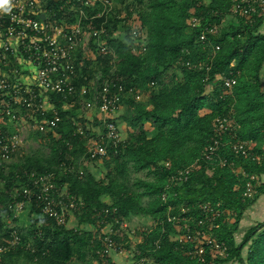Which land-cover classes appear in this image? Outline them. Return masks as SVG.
<instances>
[{"label":"trees","instance_id":"16d2710c","mask_svg":"<svg viewBox=\"0 0 264 264\" xmlns=\"http://www.w3.org/2000/svg\"><path fill=\"white\" fill-rule=\"evenodd\" d=\"M129 1L135 3L133 19L145 33V50H132L129 26L114 14L107 17V31L103 34L114 53L113 62L110 64V54H97L102 77L123 87L120 96L126 109L119 118L124 122V140L116 150L107 144L106 155L99 159L100 169L84 170L79 164L82 159L89 162L85 156L87 141L83 139L84 134L63 131L70 112L62 111L67 109H63L62 103L76 102L77 87L85 81L80 76L74 94L67 100L54 96L60 121L56 132L46 133L48 152L21 156L8 165L0 162V243L5 242L8 231L13 228L18 229L20 236V243L2 254L0 264H14L19 256L34 264H83L86 252L81 250L82 245H87L101 264L96 254L99 246L96 214L102 209H108L104 217L112 222L113 228L117 227L115 218L129 221L141 214L151 219L135 246L138 253L133 254L136 259L149 258L145 264H264V219L246 226L238 240L234 235L236 227L232 230L227 225L233 213L240 219L254 201L243 196V177L236 169L242 168L259 177L264 175V94L259 83L264 35L254 32L260 18L251 26L243 19L222 24L221 19L227 15L232 0ZM48 5L56 8L52 0ZM129 5L117 11L129 18ZM193 9L202 12L204 22L222 25L217 35L209 36V46L218 45V49L211 60L208 81H204L205 71L190 65L206 56V51L198 47L197 30L188 26ZM211 11L214 13L210 14ZM101 20L97 18L94 23ZM116 27L122 30L118 37L113 35ZM187 61L190 63L186 64ZM229 71L236 79L233 87L236 134L252 143V152L259 155L258 162L246 156L232 159L234 166L211 168L198 162L188 180L175 188L177 194L163 202L161 191L168 174L191 164L211 142L213 118L225 112V102L218 97L220 81L210 92H205V85ZM149 129L152 134H148ZM225 153L228 155L227 150ZM164 162L168 165H163ZM70 165L72 170L68 168ZM79 168L82 174L78 173ZM139 171H145L146 177L131 178L132 172ZM47 172H54L56 187L66 184L71 195L82 199L83 206L74 213L77 226L56 225L41 213L36 202L26 210L32 216L26 229L17 222L18 216H13L9 203L16 188L29 183L30 174L39 176ZM262 185L257 188L256 197ZM167 203L173 207L170 214H176L179 205L219 203L222 213L211 234L225 242L226 255L220 256L208 248L201 257L188 255L187 251L194 250L197 243L188 238L178 242L174 238V222L167 220ZM4 213L11 215L8 225L3 221ZM87 223L94 225L95 236L78 227ZM121 231L128 239V233ZM121 231L116 238L123 242Z\"/></svg>","mask_w":264,"mask_h":264},{"label":"built area","instance_id":"2783aa9c","mask_svg":"<svg viewBox=\"0 0 264 264\" xmlns=\"http://www.w3.org/2000/svg\"><path fill=\"white\" fill-rule=\"evenodd\" d=\"M3 2L4 0H0V3ZM10 4L8 12H4L0 7V124L5 120L12 122L17 118L24 121V115L16 114L17 110H24L28 119L36 124L37 129L54 133L60 115L51 99L58 95L62 100H67L74 94L75 79L80 71L78 60L81 56L87 57L86 48L91 47L97 52L110 54L112 56L110 64L113 62L114 53L103 36L107 31L108 16L115 14L117 18L125 20L123 23L128 24L133 51L142 52L146 48L144 31L133 18L129 19L126 14L123 16L121 12L115 10L111 0H54L55 9L41 0H10ZM91 8L95 11L89 14ZM194 10H191L188 17V26L192 30H197L198 47L206 51V56L204 60L197 59L190 65L205 71L204 81H208L207 73L211 67V60L218 49V45L209 46V36L217 35L222 25L204 22L202 12ZM71 12L77 17L72 21L67 19ZM213 13L211 11L210 14ZM262 17L264 0H232L227 15L221 20L222 24H225L229 21L237 23L243 19L251 26ZM97 18L103 20L96 24L94 20ZM118 29L119 27L114 30L113 35ZM113 70L114 67L110 69L111 72ZM96 73L94 79L85 76V80H94L92 81L95 84L94 99L102 125L100 136L87 141L85 156L89 162L104 157L107 153V144L116 150L124 140L118 124L120 94L123 87L120 84L116 85L109 78H103L101 71ZM218 81L221 85L218 97L225 102V112L213 118V138L199 156L191 164L168 174L161 191L163 202L177 194L175 188L188 180L192 167L198 162H204L211 168L234 166L235 161L232 159L242 156L258 162L259 155L252 152V143L239 138L236 134L238 124L233 108L236 100L233 90L236 79L229 71L212 82H207L205 92L213 90ZM112 88L114 91L111 92ZM37 115L42 117L36 119ZM75 125V132L83 135V126L78 123ZM21 143L19 132L15 131L7 136L0 127V162L9 161L21 147ZM225 150L228 151V155ZM162 164L168 165V162ZM68 168L72 170L73 166L70 165ZM236 170L243 177V196L253 199L261 183L260 177L254 173L248 174L242 168ZM82 172L83 170L79 168L78 173ZM30 176L29 183L16 188L9 203L13 216H18L27 210L32 202H36L43 215L53 219L56 225L66 227L69 216L74 215L75 211L83 206L82 199L71 195L66 184L56 187L54 172ZM167 209V220L174 222V238L178 242L188 238L197 243L194 250L187 251L188 255L201 257L206 248L216 251L220 256L226 255L225 242L218 241L211 234V229L216 226L215 221L222 213L219 203L179 205L176 214H170L173 210L170 204ZM107 213L108 209H102L96 214L99 242L96 254L101 264H117L113 261L112 255L124 256L128 249L116 236L120 235L121 230L132 236L136 229L128 226L127 220L117 218H115L117 227L113 228L112 222L104 217ZM19 243L18 229L9 230L5 242L0 243V258L4 252ZM157 244L158 240L155 241V245ZM132 246L133 254L138 253L137 248ZM146 258L141 256L132 263L123 259L120 264H143Z\"/></svg>","mask_w":264,"mask_h":264},{"label":"rangeland","instance_id":"374dc122","mask_svg":"<svg viewBox=\"0 0 264 264\" xmlns=\"http://www.w3.org/2000/svg\"><path fill=\"white\" fill-rule=\"evenodd\" d=\"M41 1L44 2L45 4H48V2L51 0H41ZM52 1L54 2V0H52ZM111 3L113 5V8L115 10H118V11L123 9V7L126 4L129 5V3H131L129 5V7L131 6L130 7L131 11H129L130 12L129 19H132L134 17V14H135L134 9L136 8L134 2H131L129 0H111ZM94 11H95V9H94ZM92 12L93 11H91V10L88 11L89 14H91ZM121 14L124 16V12H121ZM76 18L77 17L74 16V14L72 12L69 13L68 17H67V19L70 21H72ZM116 29H117V27H116ZM121 32H122V30H121V28H119L114 33V35L118 37L121 35ZM86 50H87V57H86V62H85L86 67L84 68V70L86 69V71L89 72V76H90L89 79H94L93 76H95L97 74L96 73L97 71H100L102 64L97 57V54H98L97 50H95L94 48H91V47L86 48ZM88 66H89V68H88ZM91 69H92V71H91ZM91 73H92V76H91ZM92 81H94V80L89 81L88 84H86L85 82L80 83L77 87L76 99L79 100V98L82 97V101H83V105H84L83 107H80L79 103H77V105L75 107H72L74 105V104H72L73 103L72 102L71 103L72 105H70L68 103L63 108V109H65V108H67V109L62 110V111L70 112V113H67V115H66V117H68V118L65 120L66 123L63 127V131L64 132L70 131L73 133L75 131L74 127L76 125L75 124L72 125V122L78 123L81 126H83V129L85 131L84 132V138H83V139H85V141H90L91 139H97V137L100 136V134L99 135L97 134L98 135L97 136L90 126V123H92L93 121H94L95 125L97 124L99 126V128L101 129L100 132L102 131V125L98 119L99 111H98V108H97V105H96L95 99H94V85L95 84ZM82 86H84V88L86 87L84 94L80 93V90L81 91L84 90V89H82ZM72 108H73V110H71ZM86 113H89L94 117L93 121L88 122L89 124H86L87 123V120H86L87 117L84 116ZM16 114L17 115L20 114L21 116H23L26 113H24L23 111L17 110ZM23 118H24V121H21L20 119L17 118L15 120H13L12 122H8L5 120L4 123L0 124L1 130L7 136L16 131V132H19V134L22 138L21 147L13 154L11 159L6 162L7 165L12 160L16 161L21 156L43 154V153L48 152V147H47V141L48 140H47V135H46L47 132H43V131H40L39 129H37L36 124H34V122L32 120L28 119L27 116H26V118L25 117H23ZM54 131L56 132V129ZM122 137L124 138V136H122ZM100 164H101L100 160H97L95 162H88V161L82 159L79 165L84 170L89 169L90 171L91 170L95 171V170L100 169ZM4 170H7V167H5ZM130 175H131V178H134L135 176L146 177L145 171H139L136 173L132 172ZM1 183H2V181L0 180V185H1ZM263 188H264V185H262V187L260 188V190L261 189L262 190H261V193L259 194L260 197L258 196L259 200L264 199ZM258 193H259V191H257L256 196ZM255 197H254V201L258 198V197H256V198ZM108 202H110V200H108ZM253 202L250 205H248L247 209L249 208V206L253 205ZM244 212H245L244 217H246L247 211L245 210ZM30 217H32L30 215V211L28 212V211L24 210L16 218H18L17 222H19V224L22 226V228L26 229L27 228L26 224L30 220ZM242 217H243V215H242ZM242 217H240V219H238V216H236V214L233 213L231 220L227 223V225H229L230 229H232V230H233V228L236 227V229L234 231L235 232L234 235L236 237V240H238L241 237L242 230L245 228L244 226H246L245 224H252V223L257 222L253 219L249 220V221L248 220L242 221L241 220ZM133 218L131 220H129V221L127 220V221L129 223L128 226H132L136 229L134 235L128 236V239H127L125 237V233H123L124 231H121V233H123V235H122L123 242L122 243L128 249L127 254L124 255V258L129 260L131 263L134 262V260L136 259L133 255L132 250L134 247L132 245L136 246V244L138 242H140V240L142 239V234H143L144 229H147V227H149L150 222H151L150 218L144 217L141 214H137ZM3 221L7 225L10 224L11 223V215L8 216V215H6V213H4ZM75 226H77V223L75 224ZM78 227L81 230H86L87 232H89L90 235L93 234L92 236H95L94 234H95L96 230H95L93 224L87 223L84 226L78 225ZM129 245H131V247H129ZM81 250H84L86 252V257H85V261L83 262V264H98L97 259L94 257L92 251L90 250V248L87 245H82ZM147 260H150V259L148 258ZM5 261H6V263L8 262L7 260H5ZM9 263H12V262H9ZM14 264H34V263L28 261L23 256H19V257H16ZM143 264H145V263H143ZM234 264H237V263H234Z\"/></svg>","mask_w":264,"mask_h":264},{"label":"crops","instance_id":"0c3cea01","mask_svg":"<svg viewBox=\"0 0 264 264\" xmlns=\"http://www.w3.org/2000/svg\"><path fill=\"white\" fill-rule=\"evenodd\" d=\"M230 23H233V22H231V21H229ZM254 32L255 33H257V34H261V35H264V17H262V18H260L257 22H256V24H255V28H254ZM82 60V61H81ZM85 62H86V57H82L81 56V58L78 60V63H79V66H80V71L78 72V74H77V77H76V79H75V85H76V82L78 81V80H80L79 78H80V76H81V78L83 79V81H85V83L86 84H88L89 83V81L88 80H85V76H87L88 77V73H87V71H84V68L86 67V65H85ZM88 68H89V66H88ZM82 71V72H81ZM90 78V77H89ZM259 83H260V89H261V92L264 94V61H263V64H262V66H261V69H260V71H259ZM82 89H84V90H80V93L81 94H84L85 93V89H86V87L84 88V86H82ZM53 98H54V96L52 97V99H51V101L54 103V106H55V102H54V100H53ZM77 103H79L80 104V107H83L84 105H83V101H82V97H80L79 98V100L77 99L76 100V102L74 101L73 102V104L74 105H77ZM68 104V102H63L62 103V105H63V108L66 106ZM86 105V104H85ZM125 109H126V104H125V102H124V99H121V102H120V105H119V116H118V124H119V130H120V132H121V136H124V134H125V132H124V122H122L121 120H120V116L125 112ZM21 111H23L24 113H26L24 110H21ZM24 116H25V118H26V114H24ZM84 116H86L87 117V123L86 124H89L88 122L89 121H93L94 120V117L91 115V114H89V113H86ZM42 116H40V115H37L36 116V119H40ZM28 118V117H27ZM98 119H99V117H98ZM75 123V122H74ZM90 126H91V128H92V130L94 131V133L97 135H99V134H101V132H100V128H99V126L96 124L95 125V123H94V121L92 122V123H90ZM100 132V133H99ZM150 132V133H149ZM153 133V131L151 130V129H149V131H148V134H152ZM97 135V136H98ZM124 139V138H123ZM260 182H261V184H263L264 185V175H261V177H260ZM263 196H264V194H263ZM260 197V196H259ZM259 197L253 202V205L252 206H249V208L248 209H246V217H244V215H245V212L243 213V217H242V221H246V220H255V221H260V220H263L264 219V199L263 200H259ZM262 197V196H261ZM107 202H108V199H105ZM134 219V218H133ZM76 224V218H75V216L74 215H70L69 216V219H68V222H67V226L66 227H73L74 225ZM129 224V223H128ZM246 226H249V225H251V224H245ZM246 226H244V227H246ZM112 259H113V261L115 262V263H117V264H120L121 263V261L124 259V260H127V259H125L124 258V256L122 255V256H119V255H112ZM129 261V260H128ZM130 262V261H129Z\"/></svg>","mask_w":264,"mask_h":264},{"label":"clouds","instance_id":"9594fccd","mask_svg":"<svg viewBox=\"0 0 264 264\" xmlns=\"http://www.w3.org/2000/svg\"><path fill=\"white\" fill-rule=\"evenodd\" d=\"M0 7L3 8L4 12H8L10 10V7H11L10 0H4L3 3H0Z\"/></svg>","mask_w":264,"mask_h":264}]
</instances>
